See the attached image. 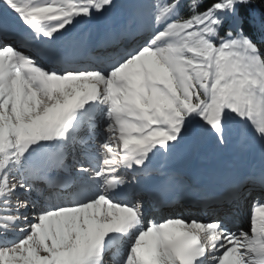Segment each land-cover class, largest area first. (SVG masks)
I'll list each match as a JSON object with an SVG mask.
<instances>
[{
  "label": "snow or ice",
  "instance_id": "1",
  "mask_svg": "<svg viewBox=\"0 0 264 264\" xmlns=\"http://www.w3.org/2000/svg\"><path fill=\"white\" fill-rule=\"evenodd\" d=\"M117 7L0 0V264H264V170L224 198L255 194L250 233L151 219L146 179L161 156L228 148L234 125L264 155V0H137L79 34Z\"/></svg>",
  "mask_w": 264,
  "mask_h": 264
},
{
  "label": "bare ground",
  "instance_id": "2",
  "mask_svg": "<svg viewBox=\"0 0 264 264\" xmlns=\"http://www.w3.org/2000/svg\"><path fill=\"white\" fill-rule=\"evenodd\" d=\"M130 0H117L118 7L113 10L112 13H110L107 17L100 20L98 23L91 24V28L88 34H86L84 37L89 39L92 38L93 40H96V38L99 36V34H103L104 31H112L117 30L121 28L123 25L129 23L131 21L133 12H134V5L128 4ZM137 2V0H135ZM130 3V2H129ZM127 20L125 24H123L124 20ZM85 25H81L80 29L83 28ZM79 29V30H80ZM138 37V35H137ZM239 138L236 135V126H233V135L231 138V144H233L235 141H237ZM240 146V141L237 143V146ZM216 148L211 145L210 143L203 144V149L201 150L203 153L211 150L214 151ZM242 153L245 155L247 154V151L249 148H239ZM216 151V150H215ZM191 154H180L175 157H166L168 158V162L171 166H175L177 164H180V162L183 159H186ZM236 209H226L223 212H220V216L227 219L228 221H232L229 223V226H237L238 228L243 229L244 231L247 229V218H246V211L243 210L242 206H239V212L237 213Z\"/></svg>",
  "mask_w": 264,
  "mask_h": 264
},
{
  "label": "rangeland",
  "instance_id": "3",
  "mask_svg": "<svg viewBox=\"0 0 264 264\" xmlns=\"http://www.w3.org/2000/svg\"><path fill=\"white\" fill-rule=\"evenodd\" d=\"M129 2H130V3H128V4L134 3V0H130Z\"/></svg>",
  "mask_w": 264,
  "mask_h": 264
}]
</instances>
